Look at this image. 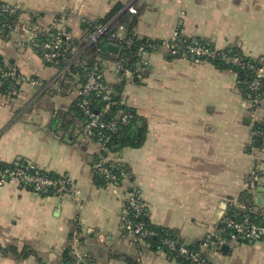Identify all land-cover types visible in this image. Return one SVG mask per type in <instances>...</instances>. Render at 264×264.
Segmentation results:
<instances>
[{
    "label": "crops",
    "instance_id": "0c3cea01",
    "mask_svg": "<svg viewBox=\"0 0 264 264\" xmlns=\"http://www.w3.org/2000/svg\"><path fill=\"white\" fill-rule=\"evenodd\" d=\"M18 6L21 21L6 37L0 34V58L33 79L19 97L0 96V163L27 160L37 168L67 177L77 190L42 197L6 182L0 185V247H27L36 257L0 264H61L78 227L82 255L90 264H178L121 230L123 195L135 186L153 225L177 231L187 244L212 233L230 203L246 191L248 169L258 167L264 184V152H246L251 137V107L229 71L208 62L167 58L159 47L147 53L138 83L127 77L121 102L145 119L147 135L138 149L117 156L130 179L119 187H97L91 163L99 146L81 135V123L64 119L51 129L58 113L74 99L73 88L59 86L58 70L35 53L33 28L51 29L56 17L75 41L76 50L94 59L87 47L83 21H98L116 5L133 4L132 31L138 38L167 42L178 36L207 40L216 51L237 48L245 56H264V0H0ZM118 26L121 24L118 22ZM114 45V44H112ZM116 46V45H115ZM103 59L109 86L116 85L114 64ZM253 121L264 117V105ZM250 193V192H249ZM252 210L264 221V193L252 194ZM261 200L258 201V198ZM210 264H264V240L236 243L227 251L201 249Z\"/></svg>",
    "mask_w": 264,
    "mask_h": 264
},
{
    "label": "trees",
    "instance_id": "16d2710c",
    "mask_svg": "<svg viewBox=\"0 0 264 264\" xmlns=\"http://www.w3.org/2000/svg\"><path fill=\"white\" fill-rule=\"evenodd\" d=\"M123 8V5L116 4L104 18L95 22L104 23L106 21H109L110 19L118 15L123 10ZM127 16H131V14H128L126 12L123 13L119 18V23L124 29L125 40H129L131 42L130 45H126V42L119 43L116 45L118 48L117 52L115 54H112L107 52L103 47V44L106 43L101 42L99 44V46L101 47V51L99 52L98 57L99 59L118 61L122 63L124 68L130 69L132 72H135L136 65L141 62L139 50L142 49L145 52L150 53L161 47L163 41H153L147 38L138 39L132 31V18H129ZM14 20H16V15L9 16L0 12V23H13ZM82 26L84 27L83 24ZM8 33L9 32L6 30L0 31V34L3 37H6ZM51 33L55 34V31L53 30ZM179 39H181V42L176 41L174 43L176 49L178 50V54L175 56L167 55V58L169 60L175 58H185L195 62H208L212 64L217 70L229 71L233 74V76L236 77L235 81L237 88L240 91L241 95L244 97V99L249 103L251 107L250 111L255 110V108H257V106L259 105H264V78L261 81V86L259 88L251 89L249 87L251 82L255 79L256 71L260 67L264 66V56L259 57L257 59H253L251 57L245 56L239 49L234 47L216 51L207 40L201 38L188 39L180 37ZM50 41L51 38L44 34L38 35L37 38L34 40L33 50L42 60L43 53L47 52V50H43L41 48V45ZM192 46L209 49L212 52V55L195 56L193 59H191L190 56H183V52H185V50ZM90 53H93L92 49ZM83 58L86 62L85 64H83L82 68L78 70V81H75L72 77L65 75V77L59 79V86L61 88H73L75 89L77 94L78 90L83 86L94 65V59H88L87 57ZM227 58H236L238 62H229L226 60ZM260 60H262V62H260ZM58 61L59 62L57 65L46 63L44 61L43 62L47 66H52L55 67L57 70H61L63 62L61 59H58ZM0 67L3 72L6 71V66L4 65V60L2 58H0ZM134 82L138 83V79H136L135 77ZM10 85L12 84L10 83L9 79H2V85H0V96L11 101L16 98L10 94ZM122 86V84H116L112 86L115 93L114 95H111L109 101L103 100L101 95H98L94 92L90 93L84 98L76 95V98L74 99L70 107L67 109V111L58 113L55 118L52 119L49 125V129L52 130V128L57 124L64 123V119L67 116L70 117L69 124L72 123L73 120H78L81 124H83L85 116L78 106V104L82 100H86V109L94 114H100L101 112H103L106 105L109 104L108 109L104 113H102L100 118V120L104 123H110V121L115 119L119 111H128L131 114V117L126 124L121 125L116 131L112 130L111 128L97 129L96 131H94L93 137L96 138L97 134L100 133L104 138V146L105 148H107V151L109 153H116L117 155L125 148H141L146 139L147 124L145 119L137 115L134 110L129 109L122 104ZM256 99L259 100L257 104L253 103ZM251 124V131H253L254 134L250 137L249 144L246 146V152L250 153L253 148L257 153V151H261L264 149V120L259 122H252ZM94 138L92 141L95 140ZM107 155L108 153L106 151L101 152L100 155L97 154L96 156H94L93 161L91 163V168L93 172V182L97 187L101 188L107 187V180L101 173L103 169H110V172L112 174H115L119 180L121 169H124L126 173L128 172L127 167L124 163H122V167L118 164L112 165V167H110L109 162L101 163V159L107 157ZM15 171H22L25 175L28 176L35 175L43 177L52 182H60L64 180L63 177H65L52 172L43 171L34 166L33 164L29 163L27 160L18 159L12 163H0V180H7V174ZM256 174L260 177V174L258 172H256ZM19 188L25 189L33 193H37L39 196L42 197H58L57 189L59 188V185L57 183L55 185H49L43 190L34 191V187L32 184L22 182ZM141 202L144 205L142 200ZM237 202L245 207V211L232 208L231 206L227 207L228 215L233 216V219L235 220L242 219L246 215V211L248 209L251 210L254 206H256V202L252 193H249L247 189L246 191H243V193L240 194L237 199ZM248 217L250 219V222L255 224L260 223L261 225H264V221L262 220V217L259 215V213H250L248 214ZM128 219L129 222H131L132 224L140 225L142 229L146 231V235L142 237V242L146 243L152 250L161 251L165 253L169 259L174 260L178 264H210L201 255L202 240L199 242L197 241L191 244H187L179 238L177 231L153 225L148 218L147 209L145 208V206H143V209L140 214L130 212ZM75 228V233H79L78 227ZM228 232L229 231L227 230L226 233ZM72 236L73 233L71 232V234L69 235V240ZM168 241L173 242L172 250L167 246V244H165V242ZM237 243H250V241H247L244 238H238ZM181 249H184L186 251V255L181 254ZM0 251L3 256H11L16 260H23L29 256H34L38 261L42 262L41 259L37 256V254L27 247H24L20 251H18L17 248L13 246H9L6 248L0 247ZM71 251L72 249L70 245H67L64 248L62 252L61 264H74L75 258L72 255ZM195 257H197V261H193L192 258ZM80 264H90V261L89 259L85 258V261Z\"/></svg>",
    "mask_w": 264,
    "mask_h": 264
},
{
    "label": "built area",
    "instance_id": "2783aa9c",
    "mask_svg": "<svg viewBox=\"0 0 264 264\" xmlns=\"http://www.w3.org/2000/svg\"><path fill=\"white\" fill-rule=\"evenodd\" d=\"M0 12L7 14L9 16L16 15V20L13 23H0V31H13L19 22L21 21V12L22 10L15 5H10L7 3L0 2ZM134 14L135 10L133 8V4H129L123 8V10L104 23H97L92 21H83L84 29H85V38L86 44L89 49L93 50L94 56V65L87 77L83 86L78 90L77 96L86 97L90 93L94 92L98 95H101L102 99L105 101H109L111 95H114L115 91L112 86H109L104 78V73L102 71L103 59H99L98 54L101 51V47L99 44L101 42H105L106 44H114L117 45L122 42H126V45H130L129 40H125V32L122 26H118L119 18L123 13ZM55 27L51 29H37L33 28L30 20L28 19L23 27V31L30 33V42L33 44L34 40L37 38L38 35H46L51 38V41L48 43H44L41 45V48L47 50V52L43 53V61L46 63L58 64V59H61L63 62V66L61 70H58V77L62 79L65 75L72 77L75 81H78V70L82 68L83 64H85V59L83 58V54L76 50V44L74 40L71 38L69 31L65 28L62 23L60 22V18L56 17L55 20ZM55 31V34L51 33ZM179 36L178 32L175 31L171 40L167 42H163L161 47H164L167 50V55L175 56L178 54V50L176 49L174 43L178 41ZM148 52L144 50H139V55L141 57V62L136 65L135 72L131 71L130 69L124 68L122 63L117 62L114 64V74L116 77V84H122L127 77L140 79L142 77V73L145 70L146 62L143 60V57ZM212 52L209 49L192 46L189 47L185 52H183V56H190L193 59L195 56H211ZM229 62L237 63L238 60L236 58L226 59ZM262 62V60H260ZM6 66V71H2L0 67V85H2V79H9L10 85L9 89L10 94L17 98L21 92V86L27 85L29 87H33L36 85V82L33 79H28L23 77L17 68L11 64H7L4 62ZM236 79V77L234 76ZM264 78V66L260 67L256 71L255 79L251 82L249 87L251 89H256L261 86V81ZM259 100H255L253 103H258ZM79 108L82 110L85 120L83 124H81V135L84 138L93 140L94 131L97 129L103 128H111L112 130L116 131L119 129L121 125L126 124L131 114L128 111H119L110 123H104L100 120L102 113H104L107 109L109 104L106 105L103 112L100 114L91 113L89 110L86 109V100H82L78 104ZM263 106V105H261ZM260 107L257 106V108ZM251 111V123L256 122L253 121L255 119V112L257 110ZM261 119L260 121H263ZM254 134L251 131V136ZM94 143L99 146V154L101 152H107V157L101 159V163H110V167L112 165L118 164L122 167V162L118 158L116 153H109L107 148L104 146V138L103 136L98 133L97 137L94 138ZM251 151H255L253 148ZM257 152H264V149ZM258 167L256 165L250 166L248 169L247 181H246V189L255 194L258 187H262L264 191V184H261L260 177L256 174ZM102 175L107 180V187L117 188L123 183L125 180L128 181L129 173L125 172L124 169L120 171V180L117 178L115 174L110 172V169H103L101 171ZM7 180H0V185L10 182L16 184L18 187L22 182L30 183L34 187V191H40L46 188L49 185H55L58 183L59 188L57 189L58 197H61L65 194H76L77 190H75L74 184L67 178L63 177L64 180L60 182H52L48 179L43 177L35 176V175H25L22 171H15L10 172L7 174ZM123 198L122 209L120 212V224L121 230L123 233L132 237L134 242H142V237L146 235V231L142 229L140 225L132 224L129 222V214L130 212H134L135 214H140L143 209V204L141 202L140 192L137 188L133 186H129L128 190H125ZM232 208L244 210L245 207L243 205H238L236 202H232L229 204ZM245 211V210H244ZM254 211L247 210L246 215L240 219L235 220L233 216L228 215L227 209L224 211L222 216L219 218L217 225L215 226L212 233L207 234L202 239L201 249H213L214 251H218L221 246L226 245L228 247H233L237 243L238 238H244L247 241L255 242L258 240H264V225L260 223H252L248 217V214L253 213ZM229 231L226 233V231ZM71 242V253L75 258L74 264H80L84 262V257L80 251V253H74L76 247H80V241L77 237V233L73 232V236L70 239ZM167 246L172 250L173 249V242H165ZM79 250V249H78ZM181 254L186 255V251L181 249ZM193 261H197V257L192 258Z\"/></svg>",
    "mask_w": 264,
    "mask_h": 264
},
{
    "label": "water",
    "instance_id": "95a60500",
    "mask_svg": "<svg viewBox=\"0 0 264 264\" xmlns=\"http://www.w3.org/2000/svg\"><path fill=\"white\" fill-rule=\"evenodd\" d=\"M178 42H181V39H179ZM103 47L105 48V50L107 52L112 53V54H115L117 52V49H118L117 46L112 45V44H103ZM257 193L261 196L264 193L263 188L258 187ZM260 200H261V197L258 198V201H260ZM220 250L225 252L228 250V246L223 245L220 247Z\"/></svg>",
    "mask_w": 264,
    "mask_h": 264
},
{
    "label": "rangeland",
    "instance_id": "374dc122",
    "mask_svg": "<svg viewBox=\"0 0 264 264\" xmlns=\"http://www.w3.org/2000/svg\"><path fill=\"white\" fill-rule=\"evenodd\" d=\"M31 45H32V48L34 47V44H32L31 43ZM250 168V167H249ZM125 181H127V180H125ZM135 187V186H134ZM112 189H115V188H112ZM125 195H123V197H124ZM79 249V250H78ZM80 251H81V253H82V251H83V249L81 248V247H76V249L74 250V253H80Z\"/></svg>",
    "mask_w": 264,
    "mask_h": 264
}]
</instances>
